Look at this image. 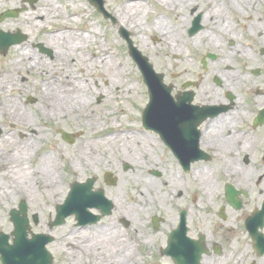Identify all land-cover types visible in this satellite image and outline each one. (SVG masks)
Wrapping results in <instances>:
<instances>
[{
    "label": "rangeland",
    "instance_id": "374dc122",
    "mask_svg": "<svg viewBox=\"0 0 264 264\" xmlns=\"http://www.w3.org/2000/svg\"><path fill=\"white\" fill-rule=\"evenodd\" d=\"M127 1L130 0H105V8L116 18V22L112 23L109 19L102 17L87 0H7L6 2L0 0V13L7 9H22V12L16 17H8L0 20V30L9 32L19 30L26 34L27 40L19 44L18 48H26L25 52H28L29 58H31L30 56H33L34 53H38L34 46L41 41L56 45V48L61 49L64 53H68L67 49L64 47L67 45L70 48L72 58L81 57L82 61L85 59H90L92 61L93 55L98 58L106 54L108 57L105 62L108 64V68L104 66V62L101 61L102 59L99 61L96 59L90 67V61L88 63L87 60H85V63L81 62L78 65L77 61L72 63L73 59L70 60L69 58L70 61L67 63V66L70 71L67 76L74 79L75 82H78L80 80L79 69L84 68L82 71L87 69L88 75L84 78L90 79L93 83L90 85L86 84V87L89 86L84 91L76 93L74 96H71V98L80 103L81 112L86 111V113L92 112V115H99L98 121H103L104 115L101 113L111 111V113L107 114V117H113L117 122H120L118 127L116 129L110 128V124H105V127L104 125H92L90 127L85 124L84 127H81L84 132L82 133L75 126L71 118L61 117L59 119V125L51 120L48 123V121L46 122L43 118H40L36 108L32 107L33 112L36 111V115L39 118V124L42 125L44 137L41 139L43 146L37 149L34 160L31 161V159H27L32 153L31 147L29 149L26 148V151L23 150V153L26 155L23 157L27 165L25 174L28 175L29 169H36L40 161L38 156L46 152L55 153L58 150L57 155L60 156L54 163L58 166V188H60L61 185L64 191L60 195V198H57V196H53L56 194H53L52 187H46L47 191H39L41 185H37L38 188L36 187L34 188L35 190H29L27 194H23L24 192L22 190L17 191L9 189L7 190L8 197L4 200L0 199V231L7 235L10 234L13 228L9 221V211L12 207H15L20 200L23 199L28 204L29 215L33 213L39 215L40 222L37 226L33 227V231L36 233H51L54 236V241L47 246L48 251L53 256L52 264H92L100 254H110L109 256H113L114 252H117L113 250L115 248L114 244H116L113 242L116 241V235L112 232L111 227L115 231L117 229L113 227L114 225H109L112 221L111 218H105L95 226L79 230L75 228V220L74 217L71 216L66 219L64 225L55 227L52 231L48 229V220L54 217V208L56 204L63 202L69 191V186L73 181L83 182L89 177H95L97 181L94 188L97 189L100 186L99 179L104 172L111 171L112 173H116L118 177L116 185L113 187L108 186L109 192H105V194L110 199L114 196L120 198L124 191L125 199L129 207L128 211L130 210L131 228L138 229L139 232H143L145 233L144 235L147 236V238L144 237L145 241H142L139 237L136 238V236L133 235V231L130 230L129 235H127L128 239H124L126 244L122 242L118 243L119 248L124 250L125 255H123L129 256L123 257L122 260L117 259L108 262L107 264H171L172 260L159 255V251L164 248L165 244H162V236L158 237V239L155 238L147 228V215L161 214L163 212L161 215H165L166 219H168L169 213L172 210L170 208L174 207L171 204H175V208L178 210L185 206V202L188 203L190 201L194 204V211H201L204 209L201 207V204L203 200L205 203V199H208L206 203H208V212L209 215H211L216 212V206L220 204L215 200V196L212 194L206 195L201 188H199L202 185L201 182H198L197 177L200 178L199 172L202 171L200 168L203 169L202 164H195L192 166V169L197 167L195 173V176H197L196 178L191 177L189 173H182L180 167L175 163V166L172 165L167 149L158 142V137L153 132L145 131L140 128L142 125L141 116L148 101L147 87L143 83L142 75L137 64L128 54L127 41L119 35V29L121 27L127 29L123 32L131 41L132 45H134L143 56L148 58V62L153 66L155 72L164 75V83L169 86L172 82V74L174 72L179 74V72L184 69L183 59H185L184 57L187 50L186 44L188 41L185 32L187 21L184 16L187 10L184 7L182 10H178L175 9L174 6H166L167 8L165 9L159 6L155 0H136L141 4L139 9L137 10L136 7L133 9V12L131 11L132 9L129 8V10L131 11L130 14L136 17L138 21H134V18H129L134 21V23L136 22V24L139 23L141 26L143 25L145 29L144 31H138L139 35H137L135 34L136 28L133 27L134 23L130 24L123 18V5L127 4ZM174 1L177 3L176 7L180 6L179 3L181 0ZM174 1L169 0V2ZM232 1L233 2H229L228 0H213L211 1L213 4L212 10L217 12L232 11L235 9L234 6H236V8H248L249 6L251 10L257 9L256 11L258 12L264 9L263 0H253L248 4L245 3V0ZM144 12H146L145 19ZM71 13H75L80 19L71 18ZM32 16L43 17V19L40 20L43 23L42 29L38 30L31 25V19L29 17ZM78 16L76 17L79 18ZM125 16L127 19V14ZM62 18L66 19V22H64L65 24L62 22ZM153 23L157 24L155 26L156 28H154L155 30L153 29ZM65 27L68 28L70 34L61 35L58 33L57 35V33H54L64 30ZM81 31H85L86 34H88L85 35L89 40V47L86 49V54L80 53L79 50L75 52L73 48L75 45L84 44V41L81 40L79 35ZM58 36L59 40L57 39ZM17 54L18 50L16 47L9 48L4 55L0 54V76L5 74L7 65L12 60L16 59ZM83 55H86V58H84ZM113 57L121 62L126 61L129 73L124 75V79L127 78L132 80L136 86L134 93L129 92L124 103L120 102L119 105L111 104V96H113L115 92L109 87L111 81L113 82L115 79V74L111 68L114 60ZM45 62H48L47 65L52 64L51 61L44 59L33 61L30 69L23 71L21 78L17 80V86L16 83H13L9 91H6V93L9 92L8 95L10 97H13V95L16 96L17 104L23 101L27 95L35 96L39 99L42 85L44 89L46 88L45 84H42L43 82L41 81H45L47 75H45V72H42V70L37 71L33 69V66L45 64ZM97 64L99 66H97ZM6 78L11 80V77ZM98 80L102 89H98L94 92V82ZM0 86H3V83H0ZM91 87L93 89H91ZM100 95H102V98ZM1 98H4L2 93ZM19 108L22 109L20 111L24 109L22 107ZM4 119L7 120L5 117ZM80 120L81 118H79V121ZM56 127L69 134L75 135V141L72 143L64 141L60 134L56 132ZM133 128L140 130L142 134L144 133V135L149 137V139L144 138V145L150 150H148V158L145 157L147 155H142L141 157L136 154L126 156V152L128 151L125 147L126 141L116 138H114V146H107V149H105L104 146L96 144L97 146L90 147V149L94 151V154L92 152L89 155L85 154L83 157L80 156L84 150H87V148H85L87 147L85 143L87 140H102L109 134L119 133L120 131ZM29 136L33 137V135ZM107 143L109 144V142ZM27 146H30V142L27 143ZM135 148H137V146H134V152L137 151ZM132 157H134V161H132ZM125 164L130 168L127 170L124 169ZM212 165L215 164H210V166ZM153 171H157L160 176L154 177L151 173ZM182 176L192 184L190 189H187L186 194L182 186L180 188L178 187V189L176 187L180 185ZM31 178L32 172L31 174L29 172V178H27L26 181H30ZM145 178L151 179V184L146 186ZM177 178L179 185L173 182L177 180ZM46 179L48 181V176H46ZM172 183L175 184V187ZM102 187L105 188L107 186L102 182ZM172 188L176 189L174 191L176 193L172 195L176 199L170 198L169 189ZM40 190L42 189L40 188ZM178 191H182L181 198H183V200H179L177 195V193H179ZM53 197L54 199H52ZM114 201L117 204V200ZM146 204H150L153 208L150 210H138V208L141 209V206H145ZM213 218L217 219L216 215H214ZM166 224H171V221L167 220ZM118 235H120L119 232ZM11 240L12 238H10L9 241L11 242ZM70 241L73 242V247L71 248L67 246ZM132 256H135L136 262L130 260ZM204 262V264H218V259L215 256L212 258L205 257Z\"/></svg>",
    "mask_w": 264,
    "mask_h": 264
},
{
    "label": "flooded vegetation",
    "instance_id": "af4514ba",
    "mask_svg": "<svg viewBox=\"0 0 264 264\" xmlns=\"http://www.w3.org/2000/svg\"><path fill=\"white\" fill-rule=\"evenodd\" d=\"M211 1L183 0L180 6L174 5L175 9L184 7L187 10L184 17L188 41L184 69L179 74H172L170 94L175 104L179 102L178 98L184 99L182 112L186 114L174 119L170 146L157 132H151L167 149L172 165L175 163L182 173L196 178L197 167L192 169V166L203 165L200 178L197 177L202 185L199 188L206 195L215 196L220 204L211 215L206 203L208 199L205 203L202 201L204 209L201 211H194L192 201L185 202V206L178 210L175 204H171L174 207L170 208L168 219L161 215L163 212L147 215V228L155 238L162 236V244L166 245L169 234L178 229L182 218L181 230L186 238L196 241L203 238L207 252L200 264L205 263V257L214 256L218 264H264V214L260 223L249 220L264 203V9L258 12L249 6H234L232 11L217 12L212 10ZM250 1L253 0L245 3ZM34 47L44 60L53 62L59 55L60 49L54 44L44 43L50 53H42L37 44ZM8 94L0 86V139L14 133L15 142L26 151L30 148L27 146V140L31 139L29 135H37L42 129L32 110V107L41 108V104L37 97L30 95L17 104L16 96ZM19 107L24 108L23 111ZM42 146L41 139L35 140L36 152ZM23 150L21 153L26 156ZM4 159L7 158L3 156L0 161ZM183 163H189L190 169L184 171ZM99 180L98 188L109 192L103 175ZM102 182L107 187H102ZM173 182L179 185L178 178ZM175 184L172 183L174 187ZM181 186L186 194L192 184L182 176L176 187ZM178 192L179 200H183L182 191ZM125 198L124 191L120 198H111L110 214L101 221L111 218L109 225L119 230L122 239H128L132 230L136 238L145 241V233L131 228ZM214 215L217 219L213 218ZM167 220L171 224H166ZM92 226L75 228L84 230ZM159 253L172 260L161 250Z\"/></svg>",
    "mask_w": 264,
    "mask_h": 264
},
{
    "label": "bare ground",
    "instance_id": "6f19581e",
    "mask_svg": "<svg viewBox=\"0 0 264 264\" xmlns=\"http://www.w3.org/2000/svg\"><path fill=\"white\" fill-rule=\"evenodd\" d=\"M6 1L7 0H3V2H6ZM41 1H45V0H41ZM137 1L130 0V1H127L128 2L127 4L123 5V11H124L123 18L126 20V22L128 21L130 24H133L134 21H138L136 17H133V15L130 14V12L131 11L133 12V9H135L136 7H137V10L139 9V6L141 4L138 3ZM228 1L233 2L232 0H228ZM245 1L247 2V0ZM155 2L159 6L165 9L167 8L166 6L172 7L177 4L175 1L169 2V0H155ZM129 8L132 10L130 11ZM146 12H144V15H145L144 19L146 17ZM126 14H127V19L125 16ZM76 16L78 15H76L75 13H71L70 15L71 18H76L77 20L80 19L79 16H78L79 18H77ZM129 17H131L132 19L134 18V21L130 20ZM29 18L31 19L30 21L31 25H33L36 29L40 30L43 28V23L40 21L43 19V17L32 16ZM62 22L63 23L66 22V19H63ZM156 25H157L156 23H153V29L156 28L155 27ZM133 27L136 28L135 29L136 32L135 31L133 32H135V34L137 35H139L140 31L145 30L143 25L141 26V24L139 23L136 24V22L133 24ZM58 33L61 35L70 34L67 27H65V29L62 31H58ZM79 35L81 37V40L84 41V44L75 45L73 47L74 51L77 52L76 50H79L80 53L86 54L85 53L86 49L89 47L88 45L89 40L85 35H88V34H86L85 31H81ZM59 36L57 38L58 40H59ZM64 47L67 49L68 53H64L60 49L58 51L59 55L57 56L56 60L52 62L51 65H47L48 62H45V64H37L38 66H35V65L33 66V69L37 71L42 70V72H45V75H47L44 83H42V84H45L46 88L44 89L42 85L41 94L39 96V101H40L42 109L39 108V106L36 107V110L40 118H43V120H45L46 122L48 121V123L50 120L54 121L57 125H59V121H60L59 119L61 117L71 118L74 121L75 126L82 133L84 132L81 129V127H84L85 124H87L90 127L92 125L94 126L104 125L105 127V124H110L109 125L110 128L116 129L120 122H117L113 117H110V116L107 117V114L111 113V111H106V113H101L102 115H104L103 121L102 120L98 121L99 115H94V114L92 115V112L91 113L90 112L86 113V111L81 112L80 105H79L80 103L77 102L75 99L71 98V96H74L78 92L84 91L91 83H93L90 79L84 78L85 76L88 75V71H86L87 69L85 68L86 70H83V71L82 69L84 68L79 69L80 80L78 82H75L74 79H71L70 77L67 76L70 71L67 66V63L70 60L73 59L72 63L77 61L78 65L81 62H84L85 60H87L88 63L89 61L91 62L89 63L91 67L93 65V61H96V59H98V61L102 59L101 61L104 62V66L108 68V64L105 63L107 61L106 59L108 58L107 55L105 54L103 56H99L98 58H96V56L93 55L92 61L90 59L89 60L85 59L82 61L81 57L72 58V54L70 53V48L67 45H65ZM102 47L106 48L105 46H102ZM16 49L18 50L16 59L12 60L7 65V68H6L7 70L5 71V74H3V76H1L0 78V82L3 83V88L5 91H8L13 85V83H16V86H17V80L21 78L23 71H25L26 69H30V67L33 64V61L38 60V59H43L42 56H40V54L38 53H34V55L30 56L31 58H29L28 52H25L26 48H18V46H16ZM85 56L86 55H83L84 58H86ZM113 58L114 60H113L111 68L115 74V79L113 80V82L111 81V83L109 84V87L111 90L115 92L113 96H111V104L119 105L120 102L124 103L125 99L128 97L129 92L134 93L136 86L134 85L132 80L127 79V78L124 79V75L129 73V70L126 65V61L121 62L120 60H116L115 57ZM97 66L99 65L97 64ZM102 73H105V72H102ZM6 77H11L12 81L8 80ZM86 84H89V85L86 87ZM94 85H95L94 92H96V90L98 89H102L99 80L95 81ZM91 89L93 88L91 87ZM100 96L102 98V95ZM24 113L25 112L21 113V115ZM35 113L36 111L33 113L34 117H36ZM79 118H81L80 121H79ZM56 129H58V127H56ZM17 130L18 129H16V131ZM38 132L39 133H37V135L35 134L33 137L30 136L31 139L27 140V142H30V147L32 148V153H31L32 156L30 154L27 159H31V161L34 160V157L37 154L36 147H33V144L35 140L42 139L44 135V132L42 131V129L38 130ZM12 134H8V136H3L0 139V158L3 156L7 158V159L0 161V199L4 200L8 197L7 190L9 189H12V190L14 189L17 191L22 190L24 192L23 194H27L28 191L31 189L35 190L34 188H36L37 185H41L40 188L42 190H40L39 188V191H47L46 187L47 188L52 187L53 194H56L53 196H57V198H60V195L63 193L64 190L62 189L61 185H60V188H58V178H59L58 166L54 163L57 161V158L60 156V155H57L58 150L55 153L46 152L38 156L40 161L37 164L36 169H31V170L29 169L28 175H26L25 173L27 171V165L21 153L23 148L20 146V144H17L15 142L16 139H14V136ZM105 137H104L105 139H102V140H95V141L93 139H90V141L87 140L85 142L87 144V147H85L87 148V150H84V152L81 153L80 156L83 157L85 154L89 155L92 152L94 154V151L90 149V147H95L97 146L96 144H100V146L101 145L104 146L105 149H107V146H110V147L114 146L115 145L114 138L126 141L125 147L128 149V151L126 152V156L136 154L141 157L142 155H147V154L149 155L148 153L149 149L146 147V145H144L145 144L144 140L149 139V137L147 135H144V133L143 134L140 133L138 130H136V128L120 131L119 133L109 134ZM95 139H99V138H95ZM13 142L15 144H13ZM107 142H109V144ZM110 144H113V145H110ZM134 146L135 147L137 146V148H135L137 149L136 152L133 151ZM148 155L145 157L148 158ZM132 161H134V157H132ZM29 172L30 174L32 172V178L30 181H26L27 178H29ZM46 176H48V181L46 179ZM145 181H146L145 182L146 186L151 184V179L145 178ZM165 185H166V182H165ZM174 191H175V188L169 189V195L171 199H176L172 196L175 193ZM163 194L166 195L165 193ZM52 199H54V197ZM152 208L153 206H151L150 204L141 206V209H152ZM111 230L116 235V238H115L116 241H113L116 243L114 244L115 248L113 250H116L117 252L116 253L114 252L113 256L112 255L109 256L110 254H104V255L100 254L96 257V259L94 260L92 264H107L108 262H111L117 259L122 260L123 257L129 256V255L124 256L125 255L124 250L122 248H119V245H118L119 242L126 244V242H124L125 240L121 238V235H118L119 231L113 230L112 227H111ZM109 235H110V232H109ZM72 243L73 242L71 241L68 242L67 246H69L70 248L73 247ZM133 259H134V256L130 257V260H133Z\"/></svg>",
    "mask_w": 264,
    "mask_h": 264
},
{
    "label": "water",
    "instance_id": "95a60500",
    "mask_svg": "<svg viewBox=\"0 0 264 264\" xmlns=\"http://www.w3.org/2000/svg\"><path fill=\"white\" fill-rule=\"evenodd\" d=\"M88 1L102 13L104 18H110L112 22L115 21L114 17L104 8V0ZM19 12L20 10L18 9L6 11L2 14V17H14ZM119 33L127 39L123 30H120ZM24 39L25 36L20 31L16 34L0 31V49L4 51L8 46L20 43ZM128 43L129 54L137 63L149 92V102L142 113V123L145 128L154 129L159 132L166 143L169 144L170 132L175 124L174 119H179L181 115L186 114L182 112L185 109L184 100L179 99V102L176 104L171 101L170 88L163 83V75L154 71L153 66L148 62V58L143 56L132 45L131 41L128 40ZM62 133L66 141H73V138L69 134ZM108 176L109 174L106 175L107 178ZM93 182L94 179H88L84 183L74 182L71 184L64 202L56 206V215L54 220L49 223L50 228L62 225L65 218L72 214H75L80 225L95 223L100 217L90 213L88 208H100L103 215L109 213L111 202L104 197L102 191H91ZM25 212L26 204L22 201L19 205V210L11 214L14 222V230L12 232L14 238L12 244L8 243V235L0 233V260L3 264H51L52 256L47 251L46 245L53 241V238L46 234L31 233V238L28 239L27 230H29L30 226L28 225ZM20 214L22 215L20 216ZM36 222L37 217L34 215V223ZM182 225L183 222L179 229L174 231L169 237L168 246L164 252L172 256L175 264H199L203 251L201 239L198 242L191 241L192 243L187 244V246L175 243L184 234L181 230Z\"/></svg>",
    "mask_w": 264,
    "mask_h": 264
}]
</instances>
